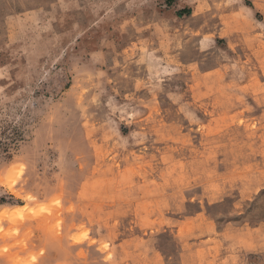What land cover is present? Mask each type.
Wrapping results in <instances>:
<instances>
[{"label":"rangeland","instance_id":"1","mask_svg":"<svg viewBox=\"0 0 264 264\" xmlns=\"http://www.w3.org/2000/svg\"><path fill=\"white\" fill-rule=\"evenodd\" d=\"M0 264H264V0H0Z\"/></svg>","mask_w":264,"mask_h":264}]
</instances>
